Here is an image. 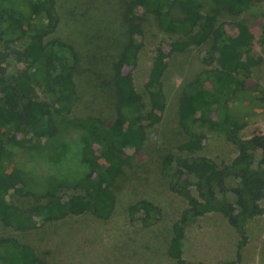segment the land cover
Returning <instances> with one entry per match:
<instances>
[{"label":"trees","instance_id":"1","mask_svg":"<svg viewBox=\"0 0 264 264\" xmlns=\"http://www.w3.org/2000/svg\"><path fill=\"white\" fill-rule=\"evenodd\" d=\"M32 1L35 5L32 19L11 10H0V108L6 123V130L0 132V157L5 155V145L39 149L44 140L57 137L62 128L83 124L93 132L87 155L95 172L83 181L86 193L65 195L54 184L37 195L44 201L32 208H21L10 199V193L29 190L18 186L19 170L13 167L8 171L9 164L0 161L1 224L25 232L73 215L88 213L109 219L116 207L111 185L125 170L129 160L126 154L141 151L148 127L159 122L166 112L163 77L169 57L208 45L202 60L209 67L182 90L185 99L179 111V125L187 140L179 150L187 153L176 157L169 154L165 158L166 170L174 163L176 166L173 173L169 171L170 188L187 201L182 215L173 224L168 253L178 264H204L187 262L182 245L188 224L211 212L222 213L236 228L241 236L238 249H242L247 242V222L264 215V134L242 138L240 131L246 123L235 118L228 105L231 101L249 104L253 99L264 106V85L257 76L264 57L251 54L255 35L248 22L232 21L234 32H230L218 20V10L208 12L203 0H140L145 14H154L164 31L180 35L170 42L167 53L161 50L153 61L147 83L146 122L129 119L125 112L126 107L140 106L141 102L132 71H125V67L137 66L143 48V43L133 37L116 66L118 102L114 119L70 118L79 100L75 80L79 55L70 44L53 35L60 23L56 0ZM256 1L211 0L218 9H228L233 15L251 11ZM26 36L28 42L20 48L19 40ZM9 63L15 66L12 70ZM38 73L43 74L42 79L34 78ZM39 90L52 94L49 104ZM214 116L226 125L228 137L237 146L238 154L231 163L194 154L202 149L204 135L192 131V121ZM130 217L133 222L155 224L162 217V208L141 199L130 206ZM0 247H4L1 264H46L31 245L14 234L0 236ZM262 253L264 258V247ZM237 255L241 257V251ZM237 263L238 260H229L223 264Z\"/></svg>","mask_w":264,"mask_h":264},{"label":"rangeland","instance_id":"2","mask_svg":"<svg viewBox=\"0 0 264 264\" xmlns=\"http://www.w3.org/2000/svg\"><path fill=\"white\" fill-rule=\"evenodd\" d=\"M203 1L208 12L218 10V20L224 22L230 32H234L230 26L232 21L248 22L255 35L251 54L264 57V0H257L251 11L241 15L218 9L211 0ZM56 8L60 23L53 35L70 44L79 55L75 67L79 100L70 118L114 119L118 102L116 66L133 37L143 43V48L137 66L125 67V71H132L141 102L140 106L126 107L125 112L129 119L146 122L147 83L153 61L161 50L167 53L170 42L180 35L164 31L154 14H145L140 0H56ZM0 10H11L28 19L35 15L32 0H0ZM27 42V36L19 40L20 48ZM207 49L208 45L193 47L169 57V67L163 77L166 112L159 122L148 127L141 151L126 154L129 160L125 170L111 185L116 207L109 219L88 213L73 215L25 232L6 228L0 222V236L16 235L31 245L46 264H178L169 255L168 246L173 224L182 215L187 201L170 188L169 171L173 173L176 166L174 161L172 168L166 170L165 158L169 154L176 157L187 153L179 150L187 140L179 125V111L185 99L182 90L188 81L209 67L202 60ZM13 67L14 64L9 63V69ZM257 74L264 85V62ZM34 78L42 79L43 74L38 73ZM39 93L49 104L52 94L42 90ZM249 102L228 104L234 117L246 123L240 131L242 138L264 134V106L253 99ZM216 117H197L192 121V131L204 135L202 149L194 154L211 157L219 163H231L238 149L228 137L226 125ZM5 125L0 108V132L6 130ZM92 135L90 128L80 124L62 128L57 137L44 140L39 149L5 145V155L0 161L9 164L8 171L17 168L20 171L18 186L29 190V193L12 190L10 199L21 208L35 207L44 201L37 195L54 184L60 186L65 195L86 193L83 181L95 172L87 155ZM141 199L162 208V217L157 223L131 220L130 206ZM246 228L247 242L238 249L241 236L230 221L220 212L205 214L188 224L182 245L183 258L204 264H223L229 260H238L237 264H264V215L250 219ZM3 254L4 247H0V264L4 262Z\"/></svg>","mask_w":264,"mask_h":264}]
</instances>
